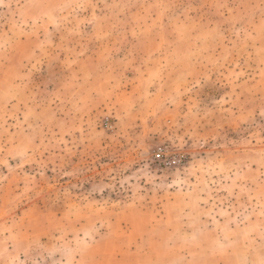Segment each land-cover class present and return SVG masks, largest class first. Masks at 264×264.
I'll use <instances>...</instances> for the list:
<instances>
[{
	"label": "rangeland",
	"instance_id": "1",
	"mask_svg": "<svg viewBox=\"0 0 264 264\" xmlns=\"http://www.w3.org/2000/svg\"><path fill=\"white\" fill-rule=\"evenodd\" d=\"M262 216L264 0H0V264H255Z\"/></svg>",
	"mask_w": 264,
	"mask_h": 264
},
{
	"label": "crops",
	"instance_id": "2",
	"mask_svg": "<svg viewBox=\"0 0 264 264\" xmlns=\"http://www.w3.org/2000/svg\"><path fill=\"white\" fill-rule=\"evenodd\" d=\"M223 27H221L220 29H222ZM177 197L179 198V200L177 199ZM163 205L165 208H167L169 205H172L173 208H175L177 211H179V216L180 218V222H178L177 224L181 223V219L183 224H186L187 226H189L190 228H184V229H175L172 233V237H177V233L178 235H200L201 237H205L207 240H209L210 237H212V227L211 224L213 223L212 220V215L207 214L210 213V206L207 207L206 205L203 207V209H187L188 206H184L185 205V201L182 198V195L179 196H175L174 194H171V198L162 201L160 203V205ZM193 205H196L195 203ZM194 208V207H193ZM257 213V211H254L252 213V222L255 223L256 219H254L255 214ZM162 215V216H161ZM164 214H160V218L157 219L159 222L158 226H161V222L162 221H166L167 218H164ZM176 219V218H175ZM262 222L264 223V216H262ZM203 224L205 225V230L200 229L199 227ZM209 226V227H208ZM179 227V226H178ZM253 227V224H248V225H242L239 228L236 227V225H233L234 231H236V233H238V235L242 236L240 233V229H249ZM160 233L158 234L159 237H162L163 233L161 232V230L159 231ZM254 233H260V234H256L255 238H256V243L254 244V247L251 249V253L253 255V263L255 264H264V229L260 232H256V230L254 231ZM237 236V235H236ZM238 237V236H237Z\"/></svg>",
	"mask_w": 264,
	"mask_h": 264
},
{
	"label": "built area",
	"instance_id": "3",
	"mask_svg": "<svg viewBox=\"0 0 264 264\" xmlns=\"http://www.w3.org/2000/svg\"><path fill=\"white\" fill-rule=\"evenodd\" d=\"M160 155H161V154H160L159 152L156 154L157 157H160Z\"/></svg>",
	"mask_w": 264,
	"mask_h": 264
}]
</instances>
